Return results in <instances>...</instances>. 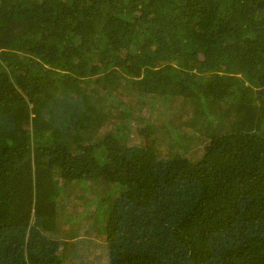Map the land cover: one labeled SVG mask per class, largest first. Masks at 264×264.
<instances>
[{
	"label": "trees",
	"instance_id": "trees-1",
	"mask_svg": "<svg viewBox=\"0 0 264 264\" xmlns=\"http://www.w3.org/2000/svg\"><path fill=\"white\" fill-rule=\"evenodd\" d=\"M263 139L264 0H0V264H73L78 189L109 264H264Z\"/></svg>",
	"mask_w": 264,
	"mask_h": 264
},
{
	"label": "rangeland",
	"instance_id": "rangeland-1",
	"mask_svg": "<svg viewBox=\"0 0 264 264\" xmlns=\"http://www.w3.org/2000/svg\"><path fill=\"white\" fill-rule=\"evenodd\" d=\"M198 150L201 151V153L203 152L202 148ZM251 151L255 155H257L260 151L259 154L262 153L260 156L263 158L264 141L260 142L259 140H257L253 144ZM191 154L192 153L183 151L182 154L179 155V157H188ZM199 155L200 154L195 153L194 157L196 158ZM104 187L108 188V183H105ZM77 191L78 192L75 193L72 191V195L65 199V201L60 200V203L58 205L59 216L57 219V223L60 224L61 227H68L73 223H76V226L80 227L78 236L73 239V241L77 243V252L75 256L72 257L75 259V262L73 264H109L111 258L110 247L113 243V238L111 236L117 234L114 232L113 226L110 225L113 217V212L108 211L110 210L109 207L111 205V200H113V198L115 197L113 189L112 192L109 191L104 193L102 190L95 191L93 193L85 192V190L82 191L81 189H78ZM94 198H96V202L92 200ZM88 203H92V205ZM192 216L193 213H188L186 218L188 219V221H191L195 224ZM197 223L198 226L196 225L194 229L201 235L202 231H205L208 234L210 232L211 234H215L216 227H214V225H205L200 221ZM183 224L186 223L183 222ZM92 226H95L97 231L94 228L92 229ZM189 232V228L183 225L180 231H172L169 233L171 235L170 238L175 242V240H177L178 238L190 239L188 236ZM192 239L194 238L192 237ZM199 247L200 242L195 243L193 240L192 244L189 247V252L196 254ZM175 255L173 252L172 254H167L166 257L169 259ZM65 263L70 264L66 261Z\"/></svg>",
	"mask_w": 264,
	"mask_h": 264
}]
</instances>
